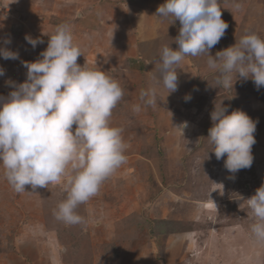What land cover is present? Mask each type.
<instances>
[{
  "label": "rangeland",
  "instance_id": "rangeland-1",
  "mask_svg": "<svg viewBox=\"0 0 264 264\" xmlns=\"http://www.w3.org/2000/svg\"><path fill=\"white\" fill-rule=\"evenodd\" d=\"M164 2L0 0V46L19 54L17 60L0 57V96L13 90L6 80H26L22 61L38 59L48 36L67 23L82 52L77 62L104 71L123 89L110 125L123 129L126 145V161L78 206L83 222L75 225L53 215L66 198L67 177L17 193L0 165V264H264V241L252 234L255 218L242 200L264 183V87L238 79L234 88H216L207 56H189L177 66L178 90L167 96L150 63L162 46L177 48L179 21L152 16ZM218 4L229 26L213 56L245 34L264 39V0ZM151 21L156 33L148 38ZM26 35L44 43L33 48ZM6 37L11 44H3ZM150 88L158 90L156 104L145 106L140 92ZM221 101L229 112L241 110L258 121L253 164L235 174L206 138L210 113ZM184 122L182 132L177 126Z\"/></svg>",
  "mask_w": 264,
  "mask_h": 264
},
{
  "label": "clouds",
  "instance_id": "clouds-1",
  "mask_svg": "<svg viewBox=\"0 0 264 264\" xmlns=\"http://www.w3.org/2000/svg\"><path fill=\"white\" fill-rule=\"evenodd\" d=\"M218 0H165L152 15L179 21L177 45H164L154 62L158 84L170 94L178 90L177 66L186 57L207 56V68L216 73V88H234L238 79L252 80L257 90L264 87V39L248 33L239 42L213 56L211 49L225 35L228 24L222 19ZM47 47L35 61H22L26 80L16 83L7 96H0V165L4 177L17 193L47 188L64 181L66 198L53 212L55 218L68 225L80 224L83 218L77 208L99 191L102 183L125 161L126 145L120 127L110 125L112 110L123 97L119 83L104 71L80 65V48L73 43L69 24L56 27L48 36ZM35 48L44 41L25 36ZM11 44V38L3 40ZM0 57L17 60L19 54L0 46ZM233 73L237 78L233 82ZM5 69L0 67V76ZM158 90H141L145 106L156 104ZM166 96V97H167ZM191 99L190 95L184 97ZM139 112L141 105H134ZM212 126L207 139L217 160L235 174L249 169L254 161V133L258 121L241 110L229 112L223 101L214 104L210 113ZM75 126V127H74ZM187 122L177 126L182 132ZM251 210L252 234L264 241V183L255 194L243 199Z\"/></svg>",
  "mask_w": 264,
  "mask_h": 264
},
{
  "label": "crops",
  "instance_id": "crops-1",
  "mask_svg": "<svg viewBox=\"0 0 264 264\" xmlns=\"http://www.w3.org/2000/svg\"><path fill=\"white\" fill-rule=\"evenodd\" d=\"M152 19H153V17H152ZM149 23H153V21H151ZM155 24L156 23L150 24V33L148 35L146 34L148 38L153 37L154 36V33H156V28L153 29V27H151V26H155ZM58 263H56V264H58Z\"/></svg>",
  "mask_w": 264,
  "mask_h": 264
},
{
  "label": "trees",
  "instance_id": "trees-1",
  "mask_svg": "<svg viewBox=\"0 0 264 264\" xmlns=\"http://www.w3.org/2000/svg\"><path fill=\"white\" fill-rule=\"evenodd\" d=\"M163 224H164V226L167 225V223H165V222H163ZM168 225H169V223H168Z\"/></svg>",
  "mask_w": 264,
  "mask_h": 264
},
{
  "label": "built area",
  "instance_id": "built-area-1",
  "mask_svg": "<svg viewBox=\"0 0 264 264\" xmlns=\"http://www.w3.org/2000/svg\"><path fill=\"white\" fill-rule=\"evenodd\" d=\"M0 11H1V9H0Z\"/></svg>",
  "mask_w": 264,
  "mask_h": 264
}]
</instances>
